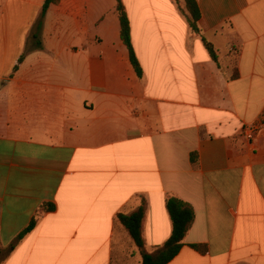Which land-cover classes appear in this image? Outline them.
I'll return each instance as SVG.
<instances>
[{
    "label": "crops",
    "instance_id": "obj_1",
    "mask_svg": "<svg viewBox=\"0 0 264 264\" xmlns=\"http://www.w3.org/2000/svg\"><path fill=\"white\" fill-rule=\"evenodd\" d=\"M44 2L0 0V248L36 218L0 264H127L121 241L141 264L117 215L144 208L153 254L169 198L194 220L168 264H264V130L242 136L264 109V0H196L200 34L183 0H122L141 78L115 0H59L38 30Z\"/></svg>",
    "mask_w": 264,
    "mask_h": 264
},
{
    "label": "trees",
    "instance_id": "obj_2",
    "mask_svg": "<svg viewBox=\"0 0 264 264\" xmlns=\"http://www.w3.org/2000/svg\"><path fill=\"white\" fill-rule=\"evenodd\" d=\"M184 6L188 14V24L190 29L196 33L200 34V30L198 28V21L200 20V11L198 9L196 0H183ZM59 0H45L40 17L37 23L38 30L41 28L42 20L45 16L46 11L52 6L58 4ZM116 2V11L119 16V25H120V40L123 45L126 47L129 55V60L132 68L136 75L141 78L142 70L139 65L138 59L135 55L130 36V23L128 20V16L125 11V7L123 5L122 0H115ZM37 48H40V43L37 37H33ZM203 43L205 48L207 49L211 59L217 62L216 52L214 47L203 39ZM236 77V71L232 78ZM193 162V155H192ZM53 205H44V212H52L54 211ZM166 209L171 221V234L167 241L163 244L162 248L156 251L153 254H149L145 251L144 240L141 233V223L144 216V208L139 207L136 211L129 215L118 214L117 222L120 223L123 228L127 231L129 237L131 238L134 246L137 248L140 257L141 264H168L180 251L182 248L183 240L194 220V213L190 206L185 204L183 201L176 198H169L166 201ZM36 224V218H33L28 225V227L22 232L19 237L7 248H0V262L1 259L5 258L15 247L16 243L22 239L27 233H29ZM191 248L195 249L199 253L205 252V246L201 245H191Z\"/></svg>",
    "mask_w": 264,
    "mask_h": 264
},
{
    "label": "built area",
    "instance_id": "obj_3",
    "mask_svg": "<svg viewBox=\"0 0 264 264\" xmlns=\"http://www.w3.org/2000/svg\"><path fill=\"white\" fill-rule=\"evenodd\" d=\"M264 130V109L258 119L242 128V136L247 141H252L260 131Z\"/></svg>",
    "mask_w": 264,
    "mask_h": 264
},
{
    "label": "rangeland",
    "instance_id": "obj_4",
    "mask_svg": "<svg viewBox=\"0 0 264 264\" xmlns=\"http://www.w3.org/2000/svg\"><path fill=\"white\" fill-rule=\"evenodd\" d=\"M121 244H122V246H121ZM121 244H120V247H121V254H122V259H123V261L125 262V263H129V262H126V261H128V258H129V256H130V249H128V246L126 245V243H123L122 241H121ZM117 248H118V246H117ZM120 249V248H119ZM118 250V249H117Z\"/></svg>",
    "mask_w": 264,
    "mask_h": 264
}]
</instances>
